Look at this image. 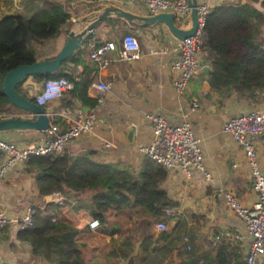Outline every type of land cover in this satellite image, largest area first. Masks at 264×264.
I'll return each instance as SVG.
<instances>
[{"label": "crops", "instance_id": "crops-1", "mask_svg": "<svg viewBox=\"0 0 264 264\" xmlns=\"http://www.w3.org/2000/svg\"><path fill=\"white\" fill-rule=\"evenodd\" d=\"M24 1L27 0H21V3ZM42 1L44 0H36L35 3L40 4ZM58 1L70 16L61 26L60 34L46 42L51 44L42 47V52L47 54L59 50L67 31L84 25L83 19L90 17L91 12L97 8L115 5L135 13H147L145 5L137 0ZM215 2L219 4L221 0ZM113 18L115 17H107L101 21L93 30L92 36H88L86 42L84 41L83 44L87 48V56H83L84 61L90 65L94 62L88 56L87 47L92 38L112 40L118 45L125 30L137 36L140 56L122 58L117 47L109 51L106 66L97 67L95 71L84 68L85 62L76 64L66 61L67 58L64 60L66 65L62 70L78 74L83 72L84 68L89 76H94L87 94L97 97V104L92 108L79 101H74L72 106L64 105L66 98H70V94L65 91L59 98L49 100L43 105L49 121L55 120L61 128L68 125V120L59 115L53 117L52 111L66 110L69 116L73 117L76 108L81 107L84 111L95 114L93 132L79 135L68 143L63 151L73 154L91 151L93 159L97 161L120 163L137 170L147 156L138 150V145L146 143L152 135V121L146 114H161L176 123L189 120L200 140L204 165L212 174V180H206L203 173L196 168H190L188 173L167 169V176L162 180L161 188L166 190L171 199L177 201V207H172L173 211L176 210L182 215L184 212H195L205 216V219L201 218L195 222V251L198 254L208 252L213 257L216 253V243L222 241L231 245L240 244L244 259L248 243L246 228L243 220L225 204L221 189L231 190L245 206L253 203L256 192L252 187L249 167L242 149L224 132L223 125L232 115L250 109L264 111V89L259 92L256 100H241L236 94H232L219 101L215 93L207 91L206 82L201 81L200 71L204 65L209 64L205 52L199 50L196 56L201 63V70L189 80L183 94H179L175 84L178 71L172 67L179 39L162 23L136 26L121 17H118L119 21L113 22ZM189 26L187 24L184 28ZM163 44L170 45V50L159 51ZM99 80L107 82L109 89L99 91L93 85ZM41 82L42 80L28 77L21 85L22 92L34 97ZM195 102L197 105L194 106ZM1 114L6 117H32L29 112L14 105H9ZM44 133L45 130H8L1 131L0 138L12 141L18 147H28L44 142ZM107 142L110 145L106 144ZM255 147L257 160L264 171V133L257 138ZM24 161L9 169L0 181V209L9 214H21L26 207L32 205L41 206L50 197L49 194L38 195L35 174L25 170ZM234 162L238 165L234 166ZM73 197L69 199V204H60L61 215L79 228L77 239L82 248L87 245L88 252H95V255H82L84 264H128L130 258L134 260L132 264H140L139 257L142 253H147L151 246L168 244L172 250L162 258V263L181 262L178 257L180 244L175 238L156 239L159 232L155 228L157 221L141 224L139 217L143 216L137 214L128 220L115 216L110 223H100L98 228L91 229L87 224L91 216H88L83 207L75 210L72 206L76 198L86 201L89 194L81 192ZM167 225L168 231L177 229L175 219L168 220ZM115 226L117 230L113 234L103 231L105 228L111 230ZM91 236L96 238L95 246L87 240ZM34 260L30 249L18 238V228L15 225L0 228V264H33ZM168 260L170 261L167 262Z\"/></svg>", "mask_w": 264, "mask_h": 264}, {"label": "trees", "instance_id": "trees-1", "mask_svg": "<svg viewBox=\"0 0 264 264\" xmlns=\"http://www.w3.org/2000/svg\"><path fill=\"white\" fill-rule=\"evenodd\" d=\"M35 1L22 3V6L31 3L29 14L20 10L0 16V113L9 105L13 106L2 86L5 73L19 64H30L52 55L43 53L41 45L57 37L70 16L58 0H44L40 4ZM119 19L115 17L113 22ZM125 32L131 31L125 30L123 34ZM203 40L210 69H202L200 75L207 91L215 93L219 101L232 94L241 100H256L264 89V0H225L212 6L206 15ZM117 47L120 51V44ZM83 56H87L84 44L66 61L84 64ZM66 61L58 71L28 75L17 83V90L22 92L21 85L28 77L41 81L64 76L72 82L67 90L70 98H66L64 105L72 106L74 101H79L94 107L97 97L87 94L94 76H89L84 68L95 71L98 64L94 60L92 65L85 62L83 72L73 74L62 70ZM24 165L26 171L35 174L39 196L60 193L67 205L74 195L87 192L86 201L76 198L72 206L75 210L83 207L88 216L98 218L100 223H110L116 217L128 220L134 214L143 216L139 217L141 224L175 219L177 229L158 230L156 239L175 238L179 242V264H244L240 244L220 241L216 243L213 257L208 252L198 254L195 251V222L205 216L195 212L182 215L176 210L166 213L168 207H177L178 203L161 188L167 169L149 156H145L137 170L120 163L97 161L91 151L31 153ZM61 209L62 206L54 201L32 205L31 223L18 230V238L30 244L31 254L41 264H84L82 255L85 254L77 239L79 228L61 215ZM116 230V226L111 230L103 229L109 234ZM168 245H154L147 253L137 255L140 264H173L170 260L162 263V258L172 250ZM133 261L128 259V264Z\"/></svg>", "mask_w": 264, "mask_h": 264}, {"label": "built area", "instance_id": "built-area-1", "mask_svg": "<svg viewBox=\"0 0 264 264\" xmlns=\"http://www.w3.org/2000/svg\"><path fill=\"white\" fill-rule=\"evenodd\" d=\"M132 1V0H129ZM145 5L148 14L171 11L174 14L176 25L184 28L191 24L189 7L186 0H137ZM216 0H196L197 29L192 36L179 40L176 45L177 55L172 61L173 69L178 71L176 79V89L179 94H183L189 80L201 70V63L196 54L206 51L203 46V27L206 15L210 8L217 3ZM225 1V0H223ZM221 0V2H223ZM87 46L89 48V58L94 60L98 67L106 66L109 51L116 48L114 41H101L92 38ZM170 45L163 44L159 51L167 52ZM157 51V50H155ZM120 54L122 58H138L140 56V43L135 34L125 32L120 38ZM93 85L99 91L109 89V84L102 80L94 82ZM72 87V82L64 76H54L44 78L41 86L35 93L34 101L39 105L38 98L45 92L59 89L58 95L52 99L59 98L65 91ZM50 99V100H52ZM99 100L101 97L99 96ZM197 103H194V106ZM2 114L0 113V116ZM53 117L61 116L68 120V125L61 128L55 121L50 122L45 130L44 142L28 147H18L12 141L0 138V181L5 173L20 161H24L31 153L62 152L64 147L74 141L76 137L83 133L93 132L95 114L86 112L81 107L76 108L73 117H70L66 110L61 112L52 111ZM152 121V135L146 143L138 145V150L164 166L166 169L181 170L189 172L190 166L198 169L206 180H212V174L204 165L203 151L199 138L195 135L193 126L189 120L176 123L167 120L161 114H146ZM224 132L236 142L242 149L244 159L249 167L252 187L256 192V199L249 206L242 205L236 195L226 188L221 189L222 196L227 207L235 212L244 223L246 228L248 243L245 247L244 264H264V171L262 170L256 152V140L264 133V111L250 109L229 117L224 125ZM106 144L110 145L109 142ZM234 166L238 163L234 162ZM48 201L57 204L64 203V197L60 193L49 194ZM32 207H26L21 214H9L0 209V228L7 225H15L18 230L31 223ZM173 211L168 207L166 213ZM89 228L96 229L100 222L96 217L87 220ZM167 222L159 220L155 224L157 230L167 229ZM186 239V237L184 238ZM24 244L29 245L26 242Z\"/></svg>", "mask_w": 264, "mask_h": 264}, {"label": "water", "instance_id": "water-1", "mask_svg": "<svg viewBox=\"0 0 264 264\" xmlns=\"http://www.w3.org/2000/svg\"><path fill=\"white\" fill-rule=\"evenodd\" d=\"M186 2L189 7V15L191 18V24L187 28L176 25L174 14L171 11L158 12L155 14H140L115 5L102 6L92 11L90 17L83 19L85 21L84 25L67 31L64 43L55 53L30 64H19L5 73L2 86L8 100L19 109L29 112L32 117H20L16 115L0 118V132L20 129L43 131L49 127L50 121L45 108L37 104L23 92L17 90L16 85L30 74H45L57 71L61 63L83 45L84 41L92 34L95 27L101 21L107 17H121L136 26L162 23L174 37L183 40L186 37L192 36L198 25L196 0H186ZM203 69H210V66L204 65ZM190 168H193V166L191 165Z\"/></svg>", "mask_w": 264, "mask_h": 264}, {"label": "rangeland", "instance_id": "rangeland-1", "mask_svg": "<svg viewBox=\"0 0 264 264\" xmlns=\"http://www.w3.org/2000/svg\"><path fill=\"white\" fill-rule=\"evenodd\" d=\"M6 1H8V3H6L4 0H0V5L2 6V10H0V16L2 14H4L5 12H16V11H20V10H24V12L27 14H29V12L31 13V11H29L30 8L32 7L31 3L25 4V6H22L21 0H6ZM119 33H120V31H119ZM46 42H48V41H46ZM46 42H44L41 46L44 47L45 44H47ZM49 44H51V43L49 42L47 44V46ZM87 240L90 242L91 245H94V246L96 245L95 244L96 238L94 236L88 237ZM24 245L30 249V244L29 245L24 244ZM82 249H83L85 255H91V253L93 255H95L94 250L91 252H88V246L87 245L85 246V248H82ZM34 258H35V260H34L33 264H41L42 263V262H39L38 258H36V257H34Z\"/></svg>", "mask_w": 264, "mask_h": 264}, {"label": "clouds", "instance_id": "clouds-1", "mask_svg": "<svg viewBox=\"0 0 264 264\" xmlns=\"http://www.w3.org/2000/svg\"><path fill=\"white\" fill-rule=\"evenodd\" d=\"M58 93H59V89H56L55 91L49 90V91L45 92L43 96L38 98V102L39 103H44L47 100H50L54 96L58 95Z\"/></svg>", "mask_w": 264, "mask_h": 264}]
</instances>
